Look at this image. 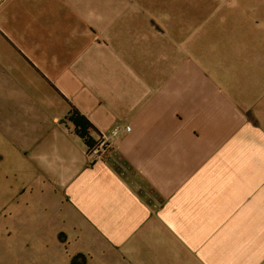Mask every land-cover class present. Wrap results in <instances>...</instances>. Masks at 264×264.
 I'll list each match as a JSON object with an SVG mask.
<instances>
[{"label": "crops", "instance_id": "1", "mask_svg": "<svg viewBox=\"0 0 264 264\" xmlns=\"http://www.w3.org/2000/svg\"><path fill=\"white\" fill-rule=\"evenodd\" d=\"M146 1L0 0V230L85 264H264V97L182 61ZM71 107L130 128L103 162Z\"/></svg>", "mask_w": 264, "mask_h": 264}, {"label": "rangeland", "instance_id": "2", "mask_svg": "<svg viewBox=\"0 0 264 264\" xmlns=\"http://www.w3.org/2000/svg\"><path fill=\"white\" fill-rule=\"evenodd\" d=\"M146 3L148 6L143 9L155 31L163 32L162 27L171 31L172 26L175 39L180 41L182 61L194 55L197 63L207 69L206 73L220 74L230 89H241L248 100L264 97V0H147ZM162 18L164 22L159 21ZM245 116L252 124L258 121L249 112ZM3 217L5 214L0 213V219ZM56 242L48 232L32 235L28 231L0 230V264H85L81 255L67 259V248ZM68 249L71 252L72 248Z\"/></svg>", "mask_w": 264, "mask_h": 264}, {"label": "built area", "instance_id": "3", "mask_svg": "<svg viewBox=\"0 0 264 264\" xmlns=\"http://www.w3.org/2000/svg\"><path fill=\"white\" fill-rule=\"evenodd\" d=\"M128 126L114 125L105 132L93 133L94 146L86 151L90 164L103 162L106 157L114 152L113 141L120 135L121 132H128Z\"/></svg>", "mask_w": 264, "mask_h": 264}, {"label": "trees", "instance_id": "4", "mask_svg": "<svg viewBox=\"0 0 264 264\" xmlns=\"http://www.w3.org/2000/svg\"><path fill=\"white\" fill-rule=\"evenodd\" d=\"M63 123L71 127L73 134L83 143L86 151L95 144L93 139L94 129L89 121L74 107H71L65 116Z\"/></svg>", "mask_w": 264, "mask_h": 264}]
</instances>
